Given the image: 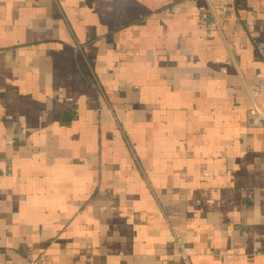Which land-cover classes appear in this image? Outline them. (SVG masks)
I'll use <instances>...</instances> for the list:
<instances>
[{"label": "crops", "instance_id": "obj_1", "mask_svg": "<svg viewBox=\"0 0 264 264\" xmlns=\"http://www.w3.org/2000/svg\"><path fill=\"white\" fill-rule=\"evenodd\" d=\"M0 264H264V0H0Z\"/></svg>", "mask_w": 264, "mask_h": 264}, {"label": "built area", "instance_id": "obj_2", "mask_svg": "<svg viewBox=\"0 0 264 264\" xmlns=\"http://www.w3.org/2000/svg\"><path fill=\"white\" fill-rule=\"evenodd\" d=\"M210 16L213 18L214 23L211 25L212 29L218 28V25L220 24V21L223 19L224 15V6L221 4L218 5H210L209 10ZM206 17V16H205ZM254 89V88H253ZM260 95V88H255L251 94L252 99L257 98ZM251 115L258 114V111L256 108H252L250 110Z\"/></svg>", "mask_w": 264, "mask_h": 264}]
</instances>
